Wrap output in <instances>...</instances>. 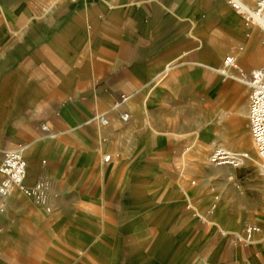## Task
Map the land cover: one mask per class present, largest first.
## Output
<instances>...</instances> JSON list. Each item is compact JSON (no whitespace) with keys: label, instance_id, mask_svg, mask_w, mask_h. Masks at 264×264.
<instances>
[{"label":"crops","instance_id":"0c3cea01","mask_svg":"<svg viewBox=\"0 0 264 264\" xmlns=\"http://www.w3.org/2000/svg\"><path fill=\"white\" fill-rule=\"evenodd\" d=\"M228 55L264 67V32L226 0H0V162H27L0 264H264V174L208 160L248 126Z\"/></svg>","mask_w":264,"mask_h":264},{"label":"built area","instance_id":"2783aa9c","mask_svg":"<svg viewBox=\"0 0 264 264\" xmlns=\"http://www.w3.org/2000/svg\"><path fill=\"white\" fill-rule=\"evenodd\" d=\"M231 8L241 15L247 24L260 28L264 32V0H254L251 4L246 0H226ZM219 73L227 80L245 84L249 88L248 129L256 147L260 166L258 171L264 174V67L246 73L234 55L224 59ZM127 99L122 96V101L115 103L117 108ZM127 113L121 115L123 121L128 120ZM99 121L107 125L108 120L103 115H96L90 122ZM47 131V126H41ZM25 147L10 149L4 152L0 162V198L8 196L14 189L25 190L24 181L27 174V162L24 155ZM249 152H237L222 146H215L208 160L216 167H230L234 170L243 168L249 160ZM110 156H105L104 161L109 162ZM31 193L38 199L43 196V185L37 184ZM264 198V196H263ZM261 232L258 225H249L245 228L244 235L238 236L239 242L250 243L255 233Z\"/></svg>","mask_w":264,"mask_h":264},{"label":"rangeland","instance_id":"374dc122","mask_svg":"<svg viewBox=\"0 0 264 264\" xmlns=\"http://www.w3.org/2000/svg\"><path fill=\"white\" fill-rule=\"evenodd\" d=\"M247 122L245 123V132H244V138L242 141V144L240 145L239 150L242 151H246L249 152L251 159H253L252 161H248L249 163H251L253 166L251 165H247L243 170L242 173L243 174H250L253 172L258 171V167L260 166V160L258 157V153L257 150L254 147V143L253 140L250 136V133L248 132V128H247ZM244 144V145H243ZM246 144V145H245ZM240 152V151H239ZM249 166V167H248ZM248 176V175H247Z\"/></svg>","mask_w":264,"mask_h":264},{"label":"bare ground","instance_id":"6f19581e","mask_svg":"<svg viewBox=\"0 0 264 264\" xmlns=\"http://www.w3.org/2000/svg\"><path fill=\"white\" fill-rule=\"evenodd\" d=\"M252 138V137H251ZM253 140V139H252ZM254 143V142H253ZM254 147H255V145H254ZM255 149H256V147H255ZM251 160V157L249 158V160L248 161H250Z\"/></svg>","mask_w":264,"mask_h":264}]
</instances>
